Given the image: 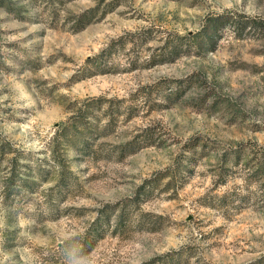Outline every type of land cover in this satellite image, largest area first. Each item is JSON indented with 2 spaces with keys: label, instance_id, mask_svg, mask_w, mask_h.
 <instances>
[{
  "label": "rangeland",
  "instance_id": "rangeland-1",
  "mask_svg": "<svg viewBox=\"0 0 264 264\" xmlns=\"http://www.w3.org/2000/svg\"><path fill=\"white\" fill-rule=\"evenodd\" d=\"M227 12L264 0H0V264L264 257V28Z\"/></svg>",
  "mask_w": 264,
  "mask_h": 264
},
{
  "label": "trees",
  "instance_id": "trees-1",
  "mask_svg": "<svg viewBox=\"0 0 264 264\" xmlns=\"http://www.w3.org/2000/svg\"><path fill=\"white\" fill-rule=\"evenodd\" d=\"M233 27L234 29L243 30L245 28H264V20L260 19L257 20L255 17L245 16L243 14H236V13H221L216 16H213L210 18L209 21V31H212L213 34L217 33L222 27ZM259 28V29H260ZM204 37V36H201ZM101 227H97L93 230L91 235H99L100 234ZM250 264H264V257L256 260L253 263Z\"/></svg>",
  "mask_w": 264,
  "mask_h": 264
},
{
  "label": "clouds",
  "instance_id": "clouds-1",
  "mask_svg": "<svg viewBox=\"0 0 264 264\" xmlns=\"http://www.w3.org/2000/svg\"><path fill=\"white\" fill-rule=\"evenodd\" d=\"M71 264H81L79 259H75L71 261Z\"/></svg>",
  "mask_w": 264,
  "mask_h": 264
}]
</instances>
